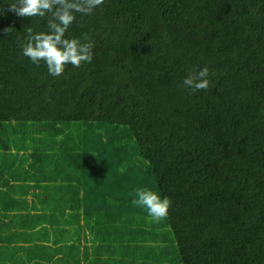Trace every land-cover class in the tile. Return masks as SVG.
Returning <instances> with one entry per match:
<instances>
[{"label":"trees","instance_id":"16d2710c","mask_svg":"<svg viewBox=\"0 0 264 264\" xmlns=\"http://www.w3.org/2000/svg\"><path fill=\"white\" fill-rule=\"evenodd\" d=\"M16 2L0 0V264H264V0H104L65 35L89 34L92 61L60 77L20 47L51 14ZM204 67L207 91L182 86Z\"/></svg>","mask_w":264,"mask_h":264},{"label":"clouds","instance_id":"9594fccd","mask_svg":"<svg viewBox=\"0 0 264 264\" xmlns=\"http://www.w3.org/2000/svg\"><path fill=\"white\" fill-rule=\"evenodd\" d=\"M104 0H17L8 7L18 17H45L51 14L47 21V33H33L27 29V37L21 41L23 56L39 66L43 61L48 73L60 77L67 65L79 68L82 63H90L93 59L94 44L87 33L80 38H65L66 32L76 19L75 13L90 15ZM3 9H0L2 12ZM7 31V30H6ZM214 74V73H213ZM210 73L207 67L198 72L190 73L182 81V86L193 91H207L210 88ZM133 201L138 207L146 208L151 220L160 223L168 216L171 201L167 196L161 198L156 192L147 189H137Z\"/></svg>","mask_w":264,"mask_h":264},{"label":"rangeland","instance_id":"374dc122","mask_svg":"<svg viewBox=\"0 0 264 264\" xmlns=\"http://www.w3.org/2000/svg\"><path fill=\"white\" fill-rule=\"evenodd\" d=\"M141 167H142L143 170H145L144 166H141ZM140 178H143L145 182L152 183L151 177L147 176L145 172L140 174Z\"/></svg>","mask_w":264,"mask_h":264}]
</instances>
